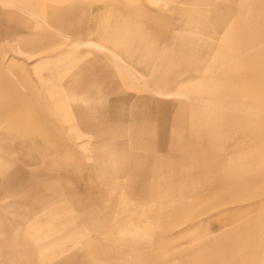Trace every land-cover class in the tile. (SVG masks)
Instances as JSON below:
<instances>
[{
    "label": "crops",
    "instance_id": "1",
    "mask_svg": "<svg viewBox=\"0 0 264 264\" xmlns=\"http://www.w3.org/2000/svg\"><path fill=\"white\" fill-rule=\"evenodd\" d=\"M171 2L178 15L173 19L154 18L141 7L127 14L114 8L101 16L92 15L90 22L97 28L88 26L91 16L83 5L50 12L60 30L102 41L116 38V44L123 47L109 52L107 59L95 56L80 63L61 81L71 101V122L82 134L99 139L94 144L101 142V167L86 173L112 180L103 187L105 200L97 201L96 207L111 211L108 220L96 222L89 218L88 207L70 204L77 188L65 180L85 166L79 160L78 165L70 164L60 154L57 158L52 148L71 149L58 148L54 135L36 118L38 107L28 78L20 83L15 76L0 72V216H15L9 220L10 231L0 233V264H92L84 251L101 240H111L113 254L107 264H155L175 250L167 247L173 235L163 233L173 221L203 203L207 191L208 196L217 195L238 182L210 178L209 169L221 166L225 157L216 149L193 143L186 120L202 107L213 112L228 109L234 101L228 93L237 85L264 87V27L261 46H255L257 22L253 16L234 14L231 0ZM260 23L264 24V16ZM185 25L187 29L181 28ZM11 41L34 53L59 43L46 30L34 35L15 32ZM118 56L143 71L147 91L123 89L125 77L113 64ZM245 70L247 74L240 72ZM122 131L129 134L122 136ZM2 155L14 159L5 162ZM251 182L263 185L264 176ZM239 188L234 201L211 207L203 212L202 220L194 219L186 231L196 229L191 242L211 232L224 234L226 242H232L237 237L231 234L235 223L264 211L263 193L237 198ZM262 221L254 247L244 255L255 253L260 264H264ZM249 231L253 235V229ZM217 240L210 243L214 247L199 248L184 264H225L237 248L224 250ZM18 242L21 247L15 245ZM207 249L211 251L204 252ZM173 261L163 264L178 262Z\"/></svg>",
    "mask_w": 264,
    "mask_h": 264
},
{
    "label": "rangeland",
    "instance_id": "2",
    "mask_svg": "<svg viewBox=\"0 0 264 264\" xmlns=\"http://www.w3.org/2000/svg\"><path fill=\"white\" fill-rule=\"evenodd\" d=\"M76 5L86 7L85 10L87 9L91 16L88 21L90 28L98 27L95 23L90 22L93 19L92 15L101 16L105 11L114 8L127 14L131 9L141 7L149 11L154 18L160 16L173 19L178 15L171 0H0V30H4V34L0 32V72L15 76L20 83L24 77L30 81L33 103L38 107L34 109L36 118L43 121L47 131L54 135L58 148L71 149V151L66 149L60 152L59 149L52 148L53 151H56L57 158L61 156L62 159H66L74 165H78L77 160H79L85 166L81 171L76 172L75 177L68 175L65 180L68 182V186L77 188L70 204L75 206L82 203V206L88 207L89 218L98 222L100 218L108 220V214H111V211H97L96 207L105 200L102 189L107 184L110 185L112 180H105L103 176L97 177L96 174L91 177L87 176L89 174L86 171L95 172L100 169L102 163L100 157L103 149L100 147L101 142L94 144V141L99 139L91 134H82L75 123L71 122L73 116L70 110L71 101L66 97L67 90L63 88L61 81L68 78L80 63L95 56L107 59L109 52L112 54L123 47L121 43L116 44L118 43V41H114L116 38L105 37L102 41L93 35H72L60 30L51 21V10L71 8ZM231 8L236 15L254 17V21L257 22L254 24L255 41L258 42L255 43V46H261L264 24L260 22L261 17L264 16V0H231ZM8 15L7 20L3 19ZM15 15L18 16L17 19L14 18ZM181 28L187 29L186 25ZM39 30H46L53 34L59 41L58 45L49 50L34 53L24 51L11 41V35L15 32L17 35H34ZM114 62L115 69L125 77L122 81L124 90H135L138 93L148 90L149 83L144 77L143 71L135 69L129 60L120 56ZM240 72L248 73L246 70ZM232 91H237V93ZM243 91L247 95H243ZM263 92L264 87L255 83L237 85L234 90L232 89L228 93L229 98L234 99L228 109L213 112L202 107L196 112L188 114L186 128L193 134L191 135L193 143L203 144L205 147H210V150L216 149L217 154L220 152L225 157L221 166L209 169L211 170L210 178L214 175L222 180L236 179L238 182L228 185L226 189L216 193L217 195L210 194L208 196L209 192L207 191L203 203L173 221L163 233L167 236L173 235V240L167 247H174L175 250L165 260L157 259L155 264H163L166 260L184 264L190 260L189 256H194L195 251L202 246L214 247L215 245L210 243L215 238L218 239L217 241L224 250L237 248L235 255L228 256L225 264H260L255 253L250 257L244 255L255 245L254 235L256 236L262 228L264 211H258L235 223L232 226L231 234L234 236L236 234L237 237L232 242H226L224 234L221 235L218 232L216 234L211 232L200 240L191 242L192 237L197 234L196 229L189 231L190 233L186 231L192 226L195 218H197L196 221L205 218L206 213L203 212L210 210L213 206L234 201L233 199L236 198L234 194L238 192L236 191L238 186L240 192L237 198H245L255 193L264 194V184L251 182L254 177L264 176ZM241 96H244L246 100L237 101V97L241 98ZM244 108L250 109L251 112H244ZM124 131L120 134L127 136L129 132L127 131L126 134ZM160 131L158 133H161ZM158 133L155 138L159 135ZM59 154L60 156H58ZM2 157L5 162L14 159L8 155H2ZM64 202L68 203V200L65 199ZM14 217L13 215L0 216V233L10 231L9 220ZM82 228L85 229L84 226ZM250 229H253V235H250ZM110 243L111 240L110 242L108 240L98 241L84 253L92 264H107L113 254ZM21 244L18 242L15 245L21 247ZM210 251L211 249L204 250V252ZM212 261L215 262V259ZM10 263L18 264L19 262L12 261Z\"/></svg>",
    "mask_w": 264,
    "mask_h": 264
},
{
    "label": "bare ground",
    "instance_id": "3",
    "mask_svg": "<svg viewBox=\"0 0 264 264\" xmlns=\"http://www.w3.org/2000/svg\"><path fill=\"white\" fill-rule=\"evenodd\" d=\"M209 8V7H208Z\"/></svg>",
    "mask_w": 264,
    "mask_h": 264
}]
</instances>
